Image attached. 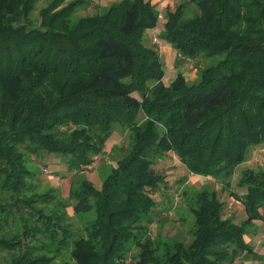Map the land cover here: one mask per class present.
Wrapping results in <instances>:
<instances>
[{
  "label": "trees",
  "instance_id": "1",
  "mask_svg": "<svg viewBox=\"0 0 264 264\" xmlns=\"http://www.w3.org/2000/svg\"><path fill=\"white\" fill-rule=\"evenodd\" d=\"M45 2L37 7L39 2ZM0 0V252L8 264H230L260 256L246 240L264 222V171L236 166L264 144V0H181L160 38L185 58L205 56L196 81H163L151 0ZM37 9V16L33 12ZM128 132L97 188L84 171L115 128ZM174 153L190 173L221 182L244 207L224 215L208 184L183 190L191 238L150 233L166 184L154 167ZM71 171L68 195L40 187L31 155ZM73 180V177L78 176ZM44 186V185H43ZM45 188V189H44ZM90 214L75 230L66 209ZM261 257V256H260Z\"/></svg>",
  "mask_w": 264,
  "mask_h": 264
},
{
  "label": "rangeland",
  "instance_id": "2",
  "mask_svg": "<svg viewBox=\"0 0 264 264\" xmlns=\"http://www.w3.org/2000/svg\"><path fill=\"white\" fill-rule=\"evenodd\" d=\"M112 1L93 0L87 7L77 9L75 14L79 16L80 14L99 12ZM180 1L151 0L160 14L157 25L154 28L146 30L145 40L149 45L156 48L160 55L164 68L163 81L165 83H169L177 72H182L187 81H196L199 70L212 62L211 59L205 56H198L196 58L178 56L175 48L160 38L166 10L174 9ZM44 3V1H40L37 7ZM33 16H37V9L33 12ZM127 139L128 132L125 129L121 127L115 128L106 141L104 152L96 156L93 163L84 171L85 177L92 181L97 188L101 186V179L110 170V166L115 165L116 153L112 150V147L117 146L119 148L122 144L127 143ZM31 159L34 165L40 169V187L50 185L62 197H66L72 175L59 156L45 154L41 157H35L31 155ZM154 167L157 171L164 174L166 184L151 192L153 198L156 200L154 221L150 224V233L152 235L159 234V236L164 238L173 237L188 241L191 238L192 232V215L186 206L183 190L188 189V192L191 191L189 195H192L205 184L217 190L224 204V215H230L235 222H241L246 217L243 204L235 196L231 195L229 190L222 189V184L218 179L190 173L174 153L167 152L161 158L159 156ZM246 168L262 169L264 171V144L252 145L246 159L236 166L234 174L231 177V189L236 192H243L242 188L236 186V181L240 172ZM79 176L81 175L78 174V176L73 177V180L78 179ZM66 211L75 230H78L84 224V220L90 216V214H75L71 206H68ZM249 227L251 232L246 235V240L252 244L255 252L261 257L258 256L256 259L239 257L230 264H264V222L260 219H255ZM1 256L2 253L0 252V264H8ZM132 261V252H130L126 263L128 264Z\"/></svg>",
  "mask_w": 264,
  "mask_h": 264
}]
</instances>
